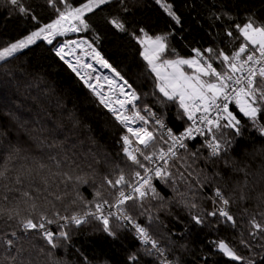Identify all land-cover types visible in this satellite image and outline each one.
<instances>
[{"label": "snow or ice", "instance_id": "snow-or-ice-1", "mask_svg": "<svg viewBox=\"0 0 264 264\" xmlns=\"http://www.w3.org/2000/svg\"><path fill=\"white\" fill-rule=\"evenodd\" d=\"M7 2L22 16L40 24L35 8L41 5L37 4L34 8L25 0H7ZM154 3L169 18L167 31L152 32L154 22L136 20L133 8L130 6L135 4V0H81L77 5L70 0H44L43 6L51 7L56 13L55 18L23 38L0 47V62L7 64L12 59H17L18 53L28 49L37 40L43 39L52 44L55 36H63L67 32L91 30L97 41L100 39L97 33L98 28L101 31L106 28L125 34L140 46L142 49L140 55L143 61L147 62L146 67L155 74L157 81L155 88L160 94L152 93L156 97L155 102L160 104L169 101L178 102V107L183 110L182 116L191 122L182 132L176 134L167 126L162 116L153 111L150 104L142 103L141 107H137L136 102L141 100V93L137 91L134 84L142 73L140 65L132 63L123 69L114 67L95 46V41L83 40L79 43L66 41L63 46L56 48L55 55L67 63L78 76L80 73L76 66L65 59V48L69 44L76 47L86 44L89 49L88 55H91L101 67L109 69L114 74L115 79L107 76L104 79L110 88L114 85L119 96L123 97L115 101L119 108L113 107V101L102 95L95 85L88 83L83 76L81 79L99 98L100 103L123 125L126 132L131 134V136L125 134L121 137L122 152L126 164L135 166V169L130 174L131 178L126 175L123 168L106 171L100 175L99 184H96L95 176H93L92 183L89 185L93 187V199L86 201L77 192L76 199L72 201L73 204L77 201L83 204L82 212L61 215L56 211L53 213L57 218L55 220L41 212L36 220L31 217L19 220L24 233L30 231L38 233L52 249L59 246L57 238L67 242L71 237L68 231L62 230L55 233L47 227L48 225L63 220L79 227L94 220L98 223L99 230L113 241L121 239L120 233L131 231L141 245L138 251L144 256L155 257L156 264H179L178 261L168 259V248L150 230L155 223L159 222V217L146 214L143 210L144 200L149 195L153 199H164L157 192L153 179H159L164 183L171 181L174 185L173 191L184 197L185 194L179 193L175 185L177 181H180L188 185L191 190L193 185L189 177L196 171L194 166L201 161L206 166L211 165L216 168L215 175L221 180L228 173H243L247 177V170L239 167L237 161L228 156L235 138L243 136L241 119L229 110L231 101H235L243 116L247 117L264 137V123L260 122L264 120V19L248 15L243 23H234L231 28L236 30V36L231 28L225 27V35L231 40L242 39L238 48L232 52L220 47L209 46L203 49L194 47L192 52L195 55L191 58L177 55L176 59H168L165 58L167 52L171 51L175 54V49H169V38L175 35L177 28L183 30L184 17L178 13L170 0H154ZM114 8L117 10L112 12ZM106 9L110 14L101 16V23L93 27L89 21L93 16H100ZM213 15L215 20H221L220 15ZM225 15L230 20L235 19L229 14ZM74 50L70 49V51ZM79 59L78 57L77 62ZM217 61L218 64H216ZM183 66L194 71L188 74L183 70ZM86 67L92 66L86 65ZM6 74L11 75L10 72ZM197 113L200 115L197 116ZM137 122L140 126H131ZM225 130L232 131V140L224 139ZM197 136L205 137L201 147L209 150L207 156L200 152V148L196 151L189 149L186 141L195 140ZM33 139L36 141V148L41 152L38 158L21 155L20 147L9 145L10 150L4 157L3 163H0V189H3L0 192V200L8 201L7 193L18 192L21 197L27 198L26 202H32L33 209L37 207L35 201L41 197L55 207L54 201L62 202L70 194L67 191L70 185L75 191L79 185L89 183L86 176L73 174L76 169L81 168L83 163H87L89 168L100 165L105 169L111 168L107 158L101 159L95 153L92 154L91 161H78L74 158L76 156L74 152L72 155L68 154L69 150L63 146L65 142L48 143L46 138L34 137ZM160 143L167 147H158ZM134 144L135 147H133ZM45 149L47 151H44ZM53 149H59V151L53 152ZM181 149L184 150V154L180 153ZM259 152L264 153V148L259 149ZM10 164L14 166L9 167ZM25 184L27 189L23 191L20 187L13 186ZM247 185L248 181L245 179L243 187L246 188ZM204 186L197 177L196 188L199 190ZM106 192L108 195L105 194ZM213 192V197H210L213 208L205 209L203 212L190 211L191 224L196 228L209 231H218L220 225L235 229L237 219L230 211L234 202L233 198L226 195L219 186L214 187ZM108 196H112V199ZM49 197L52 199L50 200ZM240 199H246L243 189H241ZM180 203L189 210L200 207L194 196L191 199H181ZM130 208L140 210L133 215ZM244 211L247 212V209ZM3 215H7V218L12 220L19 217L20 213L16 208L0 207V216ZM141 216L145 218V223L140 222ZM261 217L264 218V213H261ZM248 223L249 236L251 238L259 236L264 239V220L258 221L252 217ZM59 226L65 229L68 225ZM166 239L169 244L172 243L170 238L166 237ZM19 240L20 237L14 230L0 234V248H2L0 264H39V256L33 258L29 253V257H25L26 249L23 245L17 246ZM207 244L211 251L202 256L205 264H218L216 261L209 260L213 253L239 264H257L254 259H248L239 254L234 244L226 239L219 237L208 239ZM239 244L251 249V244L242 238V233ZM40 253H43V249H40ZM47 255L51 256V252ZM84 259L85 264H90L86 257ZM126 264H142L141 255L138 252H130L126 258ZM261 264H264V257H261Z\"/></svg>", "mask_w": 264, "mask_h": 264}, {"label": "trees", "instance_id": "trees-1", "mask_svg": "<svg viewBox=\"0 0 264 264\" xmlns=\"http://www.w3.org/2000/svg\"><path fill=\"white\" fill-rule=\"evenodd\" d=\"M25 2L32 4L34 8L37 4L41 5L35 8L40 24L15 11L7 0H0V47L23 38L42 24L51 22L56 16L51 7L43 6L44 0H25ZM70 2L77 5L81 0H70ZM170 2L184 17V26L182 31L177 28L175 35L169 38V49H175V54L171 51L167 52L165 58L168 59L177 58V55L194 56L192 52L194 47L201 49L209 46L220 47L232 52L238 48L242 39L231 40L225 35V27L231 28L236 22L243 23L248 15L264 19V0H170ZM130 6L133 8L136 20L154 22L152 32L160 33L168 30L169 18L154 0H135V4ZM116 10L114 8L112 12ZM106 14H110L107 9L100 16H93L89 22L96 27L101 23V16ZM213 14L220 15L221 20H215ZM225 14L235 19L230 20ZM231 30L236 36V30L234 28ZM97 33L100 35L98 41L95 40L91 30L83 31L81 36L90 42L95 41V46L114 67L123 69L132 63L141 66L142 73L134 84L141 93L137 107H141L142 103L150 104L174 133L182 132L189 126L190 121L182 116L183 110L178 107V102L169 101L163 104L155 102L156 97L152 93L157 92V95H160L155 88L157 81L155 74L146 67L147 62L143 61L140 55L142 51L140 46L127 35L106 28L103 31L98 28ZM17 55V59H12L7 64L0 62V163H3L4 157L8 154L9 145L20 147L21 155L38 158L41 152L36 148V141L33 138L39 137L46 138L48 143L65 142L63 146L69 150L68 154L72 155L74 152L76 154L74 158L78 161H91L93 153L101 159L107 158L111 168L105 169L102 165L89 168L87 163H83L73 174L86 176L89 183L79 185L75 191L70 185L67 188L70 194L62 202L54 201L55 207L41 197L35 201L37 207L33 209L32 202H26L27 198L21 197L20 193H7L9 200H0V207L16 208L20 216L12 220H9L7 215L0 216V234L16 231L17 236L20 237L17 246L23 245L26 249L25 257H29V253L33 258L39 256V264H85V257L90 264H126L130 252H138L142 264H156L155 257L144 256L138 251L141 245L131 231L120 233L121 239L113 241L99 230V225L94 220L79 227L65 223L63 220L48 225L47 227L55 233L68 231L71 237L67 242L57 238L59 246L55 249L48 246L38 233L32 231L24 233L21 230L20 219L31 217L36 220L41 212L54 220L57 219L53 215L56 211L61 215L82 212L83 204L79 201L73 204L72 201L76 199L77 192L86 201L93 199V187L89 186L93 176L96 184H99L100 175L104 172L123 168L126 175L131 178L130 174L135 166H128L124 160L120 139L123 129L120 124L70 67L55 55L53 44L40 39ZM218 63L217 61L216 64ZM8 72L11 75H7ZM229 110L241 119L243 136L235 138L228 156L234 158L239 167L247 170V177L243 173H228L221 180L215 175L216 168L211 165L206 166L201 161L194 166L196 171L189 177L193 185L191 190L188 185L180 181L175 185L179 193L185 194L184 197L173 191L174 185L171 181L164 183L154 178L153 184L164 199H153L149 195L144 200L145 213L159 217V222L150 230L168 248L167 253L171 260L178 261L179 264H205L202 256L211 251L207 240L217 237L234 244L239 254L254 259L257 264H261V257H264V247H261L264 245V239L259 236L251 238L248 223L252 217L258 221L264 220L261 217V213H264V179H262L264 153L259 152V149L264 148V137L252 122L243 116L239 108L231 105ZM260 122L264 123V120ZM232 136L231 130H225V140H232ZM202 143L200 138L187 142L191 151L200 148V152L207 156L209 150L201 147ZM52 151L57 152L59 149ZM180 153L184 154V150L181 149ZM13 166V164L9 165V167ZM197 177L204 183L203 189L196 188ZM245 179L248 181L246 188L243 187ZM13 186L20 187L21 191L27 189V184ZM217 186L234 200L230 211L237 219V227L233 229L230 226L220 225L218 231L196 228L190 222L189 213L211 210L213 204L210 197H213V189ZM61 189L63 190V185ZM241 189L246 197L245 200L240 199ZM2 191L3 189H0V192ZM105 194L108 195L107 192ZM193 196L200 205L199 209L189 210L180 203L181 199H191ZM108 198L112 199V196ZM244 209H247V212ZM139 210L130 208L133 215ZM139 219L141 223H145L143 216ZM61 224L68 226L61 229L59 226ZM241 233L242 238L251 244L250 250L239 244ZM166 237L171 239V244ZM40 249H43V253H40ZM49 252L51 256L47 255ZM209 260L218 264H239L216 253H213Z\"/></svg>", "mask_w": 264, "mask_h": 264}, {"label": "built area", "instance_id": "built-area-1", "mask_svg": "<svg viewBox=\"0 0 264 264\" xmlns=\"http://www.w3.org/2000/svg\"><path fill=\"white\" fill-rule=\"evenodd\" d=\"M82 32H67L65 35L63 36H55L52 39V44L55 43V41L57 40V43L55 44V49L59 48L61 46L64 45V43L66 41H76L77 43H79L80 41L83 40H87L85 37L81 36ZM46 41V40H45ZM70 49H75L74 51H70ZM86 49L89 51L88 46L86 44H82L80 47H76L75 45H71L69 44L68 47L65 48V59L70 61L71 64H73L74 66H76L77 70L79 71L80 75L78 76L76 74V72H74L76 74V76L84 83V85L93 93V91L87 86V84H85L84 80L81 79V76H83L86 80H88V83L93 84L96 86L97 90L101 92L102 95H104L106 98H110L113 101L112 106L113 107H117L119 108V105L117 103H115V101L117 99H123L122 96H119L115 86L113 85L110 88V85L108 84V82L105 81L104 77H112L113 79H115L114 74L106 68L101 67L93 58L91 55H88V52L86 51ZM236 50V49H235ZM195 55V54H194ZM79 59V62H77V58ZM67 64V63H66ZM68 65V64H67ZM86 65H91L92 67H86ZM69 66V65H68ZM215 66V65H214ZM70 69L72 70V68L70 67ZM99 78V79H97ZM94 94V93H93ZM95 95V94H94ZM96 96V95H95ZM96 98L99 100V98L96 96ZM220 101H218L219 103ZM137 103V102H136ZM233 105L234 107L238 108L235 104V101H231L229 102V107ZM129 112L131 111V106L129 105ZM154 111V110H153ZM155 112V111H154ZM158 115V114H157ZM200 114L197 113V116H199ZM118 122V121H117ZM119 123V122H118ZM120 124V123H119ZM191 124V122H190ZM120 126L123 129V132L121 134V137L125 134H128L131 136V134L126 132V129L123 127V125L120 124ZM132 127H138L140 126L139 123H135L131 125ZM180 133V132H179ZM176 133V134H179ZM120 137V139H121ZM197 138H200L203 142V140L205 139V137H200L197 136ZM191 141V140H190ZM122 142V141H121ZM189 141H186V143ZM136 145L134 144L133 147H135ZM158 147H167L166 145H164L163 143H160L158 145ZM148 163V162H145ZM149 166H151L149 164ZM142 171V170H141ZM146 199V198H145ZM65 223H70L67 221H64ZM138 240V239H137ZM139 242V241H138ZM168 259L171 260V258L169 257L168 253H167Z\"/></svg>", "mask_w": 264, "mask_h": 264}, {"label": "rangeland", "instance_id": "rangeland-1", "mask_svg": "<svg viewBox=\"0 0 264 264\" xmlns=\"http://www.w3.org/2000/svg\"><path fill=\"white\" fill-rule=\"evenodd\" d=\"M57 43V40L55 41V43L53 44L55 46V44ZM86 51L88 52V50L86 49ZM192 57V56H191ZM191 57H183V58H191ZM172 59H176V58H172ZM183 70L188 73V74H192V72L194 71L193 69L188 68L187 66H183ZM162 71H164L162 69ZM167 71H171V69H167Z\"/></svg>", "mask_w": 264, "mask_h": 264}, {"label": "water", "instance_id": "water-1", "mask_svg": "<svg viewBox=\"0 0 264 264\" xmlns=\"http://www.w3.org/2000/svg\"><path fill=\"white\" fill-rule=\"evenodd\" d=\"M137 102H139V101H137Z\"/></svg>", "mask_w": 264, "mask_h": 264}]
</instances>
